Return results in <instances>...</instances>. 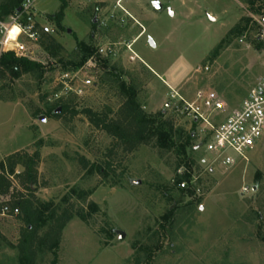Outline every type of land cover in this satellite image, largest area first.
<instances>
[{"label": "rangeland", "instance_id": "obj_1", "mask_svg": "<svg viewBox=\"0 0 264 264\" xmlns=\"http://www.w3.org/2000/svg\"><path fill=\"white\" fill-rule=\"evenodd\" d=\"M65 1L62 28L53 16L63 0L35 4L36 19L52 27L64 52L54 58L35 48L40 66L19 76L0 68V162L39 154L33 197L51 204L47 215L74 214L57 247L35 264H264V139L236 165L222 166L209 160L201 124L185 108L196 102L204 111L197 94L215 92L229 108L216 113L222 118L248 96L264 75L261 15L248 13V0H130L124 5L130 15L116 0ZM247 17V27L234 30ZM79 42L94 50L83 64ZM107 43L115 52L103 57L98 48ZM90 58L97 65L87 68ZM122 82L137 89L147 114L163 112L175 128L193 132L185 155L153 145L127 151L91 125L86 109L117 116ZM60 97L77 115L46 112ZM82 158L103 170L83 168ZM23 172L22 164L13 173L0 168L11 181L2 202L30 196ZM24 226L17 215H0V264H19Z\"/></svg>", "mask_w": 264, "mask_h": 264}, {"label": "trees", "instance_id": "obj_2", "mask_svg": "<svg viewBox=\"0 0 264 264\" xmlns=\"http://www.w3.org/2000/svg\"><path fill=\"white\" fill-rule=\"evenodd\" d=\"M7 2L8 5L5 8L6 12L9 13L12 11L17 0H7ZM66 6L67 2L63 0L60 11L53 16L60 28H62V20ZM246 8L249 14H259L261 15V19H264V0H248ZM246 19L245 26H237L234 30L241 33L249 23L250 18L247 17ZM39 43L41 48L54 58L59 57L65 50L63 45L50 34H44ZM78 48L79 54L82 56L80 64H83L94 50L91 46L82 42L78 43ZM39 66V62L19 57L13 52L5 53L0 60V68L9 71L15 76H19L25 72L27 73ZM112 75L118 78L117 72H112ZM120 88L124 101L121 104L117 116L111 118L106 111L86 109L85 115L91 125L105 130L110 135L116 137L117 145L123 146L127 151H134L141 145H153L168 151L174 150L178 155H185L187 147L191 145L190 142L194 137L193 132L186 133L183 129L175 128L173 121L165 118L163 112L157 115L147 114L137 100L138 92L134 86H129L125 82H122ZM39 111H35L34 114H40L38 113ZM46 112L52 114L55 118L65 119H67V116L71 119V117L77 115L75 108L64 97H60L52 103H47ZM196 123L194 120L193 124ZM191 150H196V146L192 145ZM14 155L9 159L8 163L4 161L0 162V168L2 171H10L13 173L18 164H22L24 167L21 183L27 185L30 196L14 198L11 206L19 207L20 213L17 216L25 223L17 245L19 264H35L40 254H44L47 250L57 247L62 230L67 222L73 218L74 214L69 210H65L60 216L56 213V210H52L50 215H47L46 211L51 207V204L37 202L33 197L38 178L36 160L39 158V154L36 153L34 156H29L27 153L23 156ZM81 164L83 168H86L90 164V171L97 170L100 172L103 170L102 166L90 163L85 158L81 159ZM106 167L111 168V162H107ZM186 178L188 179V176ZM186 178L181 177L178 183L184 181ZM10 187L11 181L5 175H0V196L6 193ZM90 207H96V205L91 203ZM79 215L83 219L87 217L83 213ZM47 223H51L49 229L42 237L38 236L39 229Z\"/></svg>", "mask_w": 264, "mask_h": 264}, {"label": "built area", "instance_id": "obj_3", "mask_svg": "<svg viewBox=\"0 0 264 264\" xmlns=\"http://www.w3.org/2000/svg\"><path fill=\"white\" fill-rule=\"evenodd\" d=\"M38 0H17L12 11L6 12L7 0H0V60L5 53L13 52L19 57L34 60V49L40 47V39L44 34H50L53 29L49 24L40 23L35 16V4ZM130 0H116L118 9L130 15L125 3ZM131 50V45L128 44ZM113 43L101 45L98 53L103 57L113 55ZM93 58L88 60V67H95ZM86 67V66H85ZM82 91L80 90V93ZM197 101L204 111L195 107V103H187L185 107L193 115L196 122L201 124V145H205V153L211 161L225 167L236 165L240 159L246 158L252 150L264 139V75L250 90L248 96L239 107L222 118L216 113L226 114L227 104L215 92H199ZM17 171V174H20ZM13 179V176H9ZM185 187V183L182 184ZM0 196V215H18V206L10 202H2Z\"/></svg>", "mask_w": 264, "mask_h": 264}, {"label": "water", "instance_id": "obj_4", "mask_svg": "<svg viewBox=\"0 0 264 264\" xmlns=\"http://www.w3.org/2000/svg\"><path fill=\"white\" fill-rule=\"evenodd\" d=\"M154 6L158 10H161L163 8V6H162V4L160 2H155ZM172 14H174V13L172 12ZM150 44H151V46L156 47V43H155V41L153 39H150ZM44 119L45 118L42 117V120H44ZM199 147H200V145H197L196 149H198ZM118 233H119V239H124L125 238V236H126L125 232H123L122 230H119Z\"/></svg>", "mask_w": 264, "mask_h": 264}]
</instances>
